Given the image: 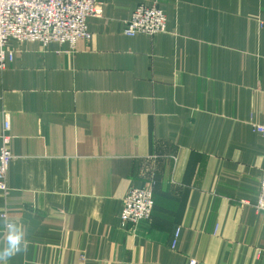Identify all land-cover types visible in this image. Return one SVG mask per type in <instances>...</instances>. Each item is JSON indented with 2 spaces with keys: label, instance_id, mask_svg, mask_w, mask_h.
I'll list each match as a JSON object with an SVG mask.
<instances>
[{
  "label": "crops",
  "instance_id": "1",
  "mask_svg": "<svg viewBox=\"0 0 264 264\" xmlns=\"http://www.w3.org/2000/svg\"><path fill=\"white\" fill-rule=\"evenodd\" d=\"M99 1L74 50L9 41L0 217L28 248L7 264H264V0ZM155 2L166 29L126 35ZM153 180L151 217L123 226L129 188Z\"/></svg>",
  "mask_w": 264,
  "mask_h": 264
},
{
  "label": "built area",
  "instance_id": "2",
  "mask_svg": "<svg viewBox=\"0 0 264 264\" xmlns=\"http://www.w3.org/2000/svg\"><path fill=\"white\" fill-rule=\"evenodd\" d=\"M102 15L103 4L99 0H0V69H5L14 60L15 50L9 46L11 39L38 41L44 46L51 42L66 43L74 50L79 39L91 38L88 17ZM124 23V33L128 36L139 33L154 35L166 29L167 16L157 2L140 4ZM254 129L264 138V124L256 123ZM10 130V115L5 113L0 132V191L6 195L10 192L7 174L14 157L9 148ZM155 183L153 180L149 185L129 188L120 213L123 226L134 225L151 217L155 206ZM255 207L259 212H264V167ZM2 216L7 217V213H2ZM217 230L218 225L215 232ZM189 264L198 262L191 259Z\"/></svg>",
  "mask_w": 264,
  "mask_h": 264
},
{
  "label": "clouds",
  "instance_id": "3",
  "mask_svg": "<svg viewBox=\"0 0 264 264\" xmlns=\"http://www.w3.org/2000/svg\"><path fill=\"white\" fill-rule=\"evenodd\" d=\"M0 223L4 230L3 244L0 246V264H7L13 256L26 252V229L18 222L7 217H0Z\"/></svg>",
  "mask_w": 264,
  "mask_h": 264
}]
</instances>
